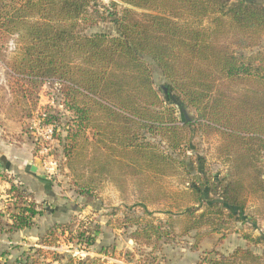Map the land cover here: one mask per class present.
<instances>
[{"label": "trees", "instance_id": "16d2710c", "mask_svg": "<svg viewBox=\"0 0 264 264\" xmlns=\"http://www.w3.org/2000/svg\"><path fill=\"white\" fill-rule=\"evenodd\" d=\"M118 1L0 0V41L17 34L16 65L27 75H23L26 81L36 88L48 81L60 84L64 106L73 116L47 114L46 121L56 124L64 119L61 130L67 134L60 139L67 159L77 161L75 155L89 153L87 144H92L91 151L99 152V161L110 168V174L122 167L125 181L132 176L138 185L145 171L160 178L181 171L189 178L185 193L205 206L199 214L183 212L186 230L218 229L236 219L234 210H245L249 195H264V4L244 0L235 4L229 0ZM100 22L113 23L117 35L84 32ZM149 60L160 67L184 104L197 111L193 121L181 122L173 102L159 97ZM91 127L98 133L96 146L87 140L86 131ZM197 133L220 135L216 155L230 166L224 181L200 184L189 177L192 171L181 160L179 150ZM203 186L209 189L208 200L203 198ZM83 190L90 191L85 186ZM213 191L218 197L211 198ZM7 194L18 205L10 216L11 228L32 227L43 211L39 203L26 188L14 183ZM144 214L146 217L129 218L136 227L131 237L156 246L169 234L162 221L148 218V210ZM83 227L74 230L73 223L55 225L41 243L54 244L62 233L75 231L80 243L92 245L100 228ZM246 238L264 243L263 236ZM55 257L62 258L60 254ZM260 259L261 255L238 247L228 255L215 252L206 261L259 264ZM76 260L79 264L99 262L71 257L67 264ZM39 262V258L27 256L14 264Z\"/></svg>", "mask_w": 264, "mask_h": 264}, {"label": "rangeland", "instance_id": "374dc122", "mask_svg": "<svg viewBox=\"0 0 264 264\" xmlns=\"http://www.w3.org/2000/svg\"><path fill=\"white\" fill-rule=\"evenodd\" d=\"M102 1L109 4L111 0ZM229 1L235 4L239 0ZM244 1L264 4V0ZM84 32L117 35V29L111 22H100L85 28ZM17 40L15 34L0 41V155L21 166L18 175L8 171L0 174L5 182L0 181V264H14L16 259L27 256L39 258V264H67L71 257L98 259V264H208L207 258L215 256V252L228 255L238 247L261 255L259 264H264V243L256 244L246 238V235L264 237V195H249L245 210H234L236 219L218 229L204 226L186 230L187 219L183 212L189 210L199 214L205 206L204 202L197 203L190 193H185L190 188L189 178L181 171L176 176L162 178L145 171L141 178L144 184L139 180L141 186L138 187L132 176L125 181L122 167L115 174H110V168L102 166L99 161V152L91 151L92 144H87L89 153L75 155L77 161L67 159L60 139L67 134L61 130L64 119L57 125L46 120L47 114L64 118L62 113L68 117L73 113L64 106L57 81H48L36 88L24 79L27 75L20 73L16 65L19 60ZM148 62L159 97L173 102L181 122L193 121L197 111L187 107L178 97L160 67L152 60ZM237 88L241 86L234 87ZM86 136L87 140L94 142L98 133L91 127L87 129ZM188 140L179 152L181 160L190 166L192 173L189 177L200 184L208 180L224 181L230 166L216 155L220 135L197 133ZM32 165L35 170L31 169ZM262 172L264 180V170ZM13 183L26 188L43 210L30 228H11L13 221L10 216L18 210L17 199L7 194ZM83 186L90 191H84ZM202 189L203 198L208 200L209 189L207 186ZM217 195L215 191L210 194L211 198ZM144 210L151 213L148 218L162 221L169 234L156 246L144 245L142 241L138 243L131 237L136 227L131 226L129 218L133 215L146 217ZM72 223L74 230L98 225L100 232L95 235V242L85 247L75 237L74 231L72 234L62 233L54 244L41 243L53 226ZM37 248L42 251L36 252ZM55 254L62 258L56 260ZM75 264H79L77 260Z\"/></svg>", "mask_w": 264, "mask_h": 264}, {"label": "crops", "instance_id": "0c3cea01", "mask_svg": "<svg viewBox=\"0 0 264 264\" xmlns=\"http://www.w3.org/2000/svg\"><path fill=\"white\" fill-rule=\"evenodd\" d=\"M3 157L6 159V161H8L10 158H8L7 156H4L3 154L0 155V174L2 171H8L10 173H13L14 175H18L20 172V165L16 164V163H12L10 162V160L8 162H5V159H3ZM33 165L31 166L32 169ZM1 179V177H0ZM2 181V183H5L4 180H0Z\"/></svg>", "mask_w": 264, "mask_h": 264}, {"label": "water", "instance_id": "95a60500", "mask_svg": "<svg viewBox=\"0 0 264 264\" xmlns=\"http://www.w3.org/2000/svg\"><path fill=\"white\" fill-rule=\"evenodd\" d=\"M164 90L167 91V87H164ZM32 170H35L34 166L32 167Z\"/></svg>", "mask_w": 264, "mask_h": 264}]
</instances>
